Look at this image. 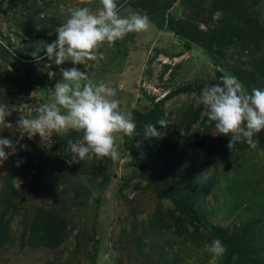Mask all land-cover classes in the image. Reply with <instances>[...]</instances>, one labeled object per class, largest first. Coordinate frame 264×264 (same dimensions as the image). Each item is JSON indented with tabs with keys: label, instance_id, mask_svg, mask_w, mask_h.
<instances>
[{
	"label": "rangeland",
	"instance_id": "1",
	"mask_svg": "<svg viewBox=\"0 0 264 264\" xmlns=\"http://www.w3.org/2000/svg\"><path fill=\"white\" fill-rule=\"evenodd\" d=\"M117 3L122 16L133 12L149 16L156 0ZM84 6L93 12L101 8L100 0H0V103L10 113L6 124L0 125V137L13 140L16 147L7 160L0 161V199L5 193L12 201L0 264H218L222 256L207 251L218 239L212 226L233 231L251 225L264 231V156L259 155L264 151V132L262 140L254 137L255 150L235 147L227 158H220L215 126L203 131L199 123L190 124V119L178 128L175 125L201 104L208 87L198 92L199 84L220 82L218 74L236 76L249 93L254 88L264 90L263 78L249 65L261 58L263 45L248 55L230 43L228 36V28L233 31L230 20L238 18L237 14L247 25L264 26V0H171L160 15L163 30L151 23L146 33H130L111 46L105 43L99 49L104 58L87 67L71 61L57 66L46 57L38 60L32 55L39 50L43 56L40 43L57 39L55 29L69 18V8ZM217 11L222 16L214 20ZM261 37L264 43V32ZM71 67L86 72L93 83L116 90L121 109L131 113L136 123L135 134L155 121L157 112L169 119L167 127L158 130L161 136L140 140L125 136L119 142L116 161L94 156L75 160L65 142L75 143L82 133L69 131L45 139L39 134L29 136L17 126L21 112L29 117L39 115L37 109L51 102L55 84L63 79L60 69ZM49 72H55V77L50 78ZM181 88L191 92L163 101ZM184 132L192 138L188 154L194 158L195 172L191 173L196 178L184 183L194 196L184 192L186 209L178 212L162 192L172 189L166 170L175 169L174 161L184 151L172 141ZM138 144L139 155L128 149L127 145ZM164 148L174 150L173 159H161ZM27 162L31 166L22 173ZM16 173L22 176L12 177ZM35 174L38 186L34 187ZM41 208L67 223L66 240L57 248L29 240L31 219ZM173 209L178 215L184 213L182 228L186 231L181 235L166 213ZM133 231L148 234L144 247L132 240L129 232ZM158 247L165 249V255L156 252Z\"/></svg>",
	"mask_w": 264,
	"mask_h": 264
},
{
	"label": "clouds",
	"instance_id": "2",
	"mask_svg": "<svg viewBox=\"0 0 264 264\" xmlns=\"http://www.w3.org/2000/svg\"><path fill=\"white\" fill-rule=\"evenodd\" d=\"M100 5L97 12L87 6L69 8V18L55 29L57 39L40 43L43 56L38 54L39 50L32 55L38 60L46 57L57 66L71 61L74 65L87 67L89 62L104 58L99 49L105 43L111 46L130 33H146L152 27L147 14L133 12L122 16L117 0H100ZM221 16L222 13L217 11L213 19L219 20ZM60 72L63 79L55 84L51 102L41 104L37 109L39 115L35 117L21 112L17 126L29 136L39 134L42 139L69 131L82 133V138L75 143L68 141L75 160V157L83 161L93 156L118 160L119 142L136 133L132 114L121 109L115 89L104 83H93L86 72L77 67L61 68ZM48 75L53 78L56 73L49 72ZM220 81L205 89L200 97L208 121L214 123L215 134L231 137L227 145L229 149L238 143H246L255 150L258 142L254 137L264 131V90L254 88L249 93L231 74L221 76ZM8 115L7 105L0 103V125L6 124ZM168 124L165 119L146 124L145 138L160 137L157 125L165 128ZM6 149H11V153ZM15 151L13 140L0 137V161L7 160ZM259 155L264 156V151ZM207 251L220 257L226 252V246L216 239L207 246Z\"/></svg>",
	"mask_w": 264,
	"mask_h": 264
},
{
	"label": "trees",
	"instance_id": "3",
	"mask_svg": "<svg viewBox=\"0 0 264 264\" xmlns=\"http://www.w3.org/2000/svg\"><path fill=\"white\" fill-rule=\"evenodd\" d=\"M4 1H9V2H24L25 0H2ZM170 4L171 0H156V4L154 5L155 11L153 14H150L148 17L156 28L159 30L164 29L163 22L161 21V14L162 11L166 8V5ZM238 18L231 19L230 21L233 22L231 29L228 28V36L230 39V43H236L239 46V50L241 53L246 52L248 55H251L254 53V51H259L260 45H263L262 43V37H261V32H264V26L259 27H254L253 23L251 25H247L244 20H242L238 14ZM232 44V45H233ZM206 47V46H205ZM207 48V47H206ZM264 55V48L262 52V56ZM251 63L249 61V65L252 66L253 72L257 74L259 77L263 78L264 80V56ZM10 63V62H9ZM13 63H17L16 60L13 61ZM223 76L222 74H218L217 77L220 79V77ZM221 82V81H220ZM219 80L215 81H207L204 83L199 84V87L197 88V91L199 92L202 88L204 87H210L212 85L220 83ZM189 89H177L176 91L172 92L169 95H166L163 98V101L167 99L174 98V96H177L182 93H186ZM191 92V89L189 90ZM158 116L155 121H153L151 124H156V122L160 119H165L169 122V119L163 118L159 112H157ZM161 115V116H160ZM190 124H195L199 123V127L203 130H210L211 127H214V123H210L208 121V117L206 115L204 106L200 104L196 110L191 109L188 114H185L184 117H181L178 119L176 122V128L180 127L181 125L185 124L187 120ZM200 120V121H199ZM157 129L160 130L162 129L159 125H157ZM263 132H260L259 134L256 135L260 140L263 139ZM173 134V132L171 133ZM74 135V134H73ZM187 132H184L183 135L178 134L174 135V139L172 142L177 144V146L182 147L184 151H180L178 156H182L180 160L174 161L173 166H175V169L169 170V168L166 170V180L171 183L172 189L169 193L167 192H162L163 196L165 198L171 199L175 203V209L176 211H180L182 209H186L185 206L183 205L184 200H186L185 196L183 195L184 192L190 193L189 197L192 198L194 194L188 192L186 188L184 187V183H190L195 180V175H192V173L195 172L194 165L195 161L192 162L194 159L191 155L188 154V151L190 150V141L192 138L187 137ZM130 138L140 140L141 138H145L144 136V130H140L139 134H133ZM231 137L230 136H224L222 134H219L218 140L216 141L217 147L220 150V154H217V157L220 158H227V156L230 154V151L233 148H240V147H246L247 149H251L246 143H238L235 145L232 149H229L227 147ZM171 142H169L170 144ZM68 143L65 142V146H67ZM128 146V149L131 150L133 153H136L139 155V149H140V144H138L136 147L134 146ZM175 148V147H173ZM176 149V148H175ZM173 153L174 150L170 148H164V154L161 156V159L164 161H168L169 159H173ZM221 155V156H220ZM190 162V164H186V160ZM153 161V160H152ZM31 164L30 162H27L25 166L22 168V173L26 172L29 170ZM143 166H146L143 164ZM186 166L184 169L183 167ZM167 167V166H166ZM176 170V171H174ZM190 171V172H189ZM192 172V173H191ZM22 173H16L12 177H20L22 176ZM184 173H186L184 175ZM177 175L180 178H177ZM184 175V178L182 179V176ZM182 179V180H181ZM180 180V181H179ZM183 181V182H182ZM33 186H38V180H37V175L35 174L33 181H32ZM12 188L8 190V192H11ZM10 198H8L7 194H3V197L0 199V245L4 243V239L6 238L8 234V226L9 222L11 221V203L12 201H9ZM175 209L173 210H168L166 213L170 216L171 220L173 221L174 225L176 228H178V234H183L184 231H186L185 228H182V223L184 222V219L182 218L183 216V211L179 215L176 214ZM188 212L193 211L192 208L187 209ZM181 212V211H180ZM194 214V213H193ZM193 214L191 215L192 218ZM178 215V216H177ZM177 218L175 219V217ZM261 222H263L262 218ZM161 221H163L161 219ZM157 223V222H156ZM66 221L64 219H55L53 218L50 210L46 208H41L36 210L34 213V216L31 219V224L29 228V240L32 241L33 244H39L42 247L46 248H57L60 246L65 240V227H66ZM155 224V223H153ZM214 233L216 234L217 238L222 241V243L226 246V252L222 255L220 258L218 264H264V231L258 232L259 228L254 230L251 228V225H244L241 226L237 229H234L233 231H224L221 228L214 227ZM192 238L195 239L194 234L191 232L189 233ZM129 235L132 236V240L137 243L139 247L145 246V239L148 237V234L146 233H136L135 231L129 232ZM138 235L140 237H138ZM249 243H254V245L248 246L247 244ZM164 248L158 247L156 248V252L160 255L163 256L165 255L164 253ZM235 254L237 255V258L233 257Z\"/></svg>",
	"mask_w": 264,
	"mask_h": 264
}]
</instances>
